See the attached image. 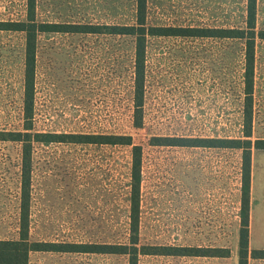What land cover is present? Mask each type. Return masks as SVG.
<instances>
[{"label": "rangeland", "instance_id": "374dc122", "mask_svg": "<svg viewBox=\"0 0 264 264\" xmlns=\"http://www.w3.org/2000/svg\"><path fill=\"white\" fill-rule=\"evenodd\" d=\"M26 0H0V22L25 21ZM36 22L133 25L135 0H35ZM246 0H146L147 26L241 28ZM255 30L264 33V0ZM264 37V36H263ZM142 126L132 107L129 36L41 33L35 45L33 131L125 135L141 147V246L217 249L226 257L140 256L138 264H237L242 152L154 146L152 138L239 139L243 44L223 38L148 37ZM24 34L0 31V130L22 125ZM251 154L264 141V38H256ZM260 174L264 153L259 154ZM130 147L34 144L29 239L125 243ZM21 150L0 142V239L18 238ZM264 188V176L261 178ZM264 197V192H263ZM264 245L250 238L248 254ZM220 249V250H219ZM28 264H127L124 256L33 252ZM247 264H264L248 257Z\"/></svg>", "mask_w": 264, "mask_h": 264}, {"label": "trees", "instance_id": "16d2710c", "mask_svg": "<svg viewBox=\"0 0 264 264\" xmlns=\"http://www.w3.org/2000/svg\"><path fill=\"white\" fill-rule=\"evenodd\" d=\"M256 2L246 0L244 26L241 28H198L147 26L146 0H135V23L133 25H90V24H50L36 22L35 0H26L25 21L0 22V31L24 34L23 59V105L22 125L19 130H0V142L17 143L21 150L20 197L18 216V238L0 239V264H28L33 252L83 253L124 256L127 264H138L140 256H181V257H226L224 251L189 247L141 246L139 240V195L141 178V147L125 135L64 134L33 131V96L35 45L41 33H70L100 35L106 32L112 36H129L134 42L133 82H132V126H142V100L145 82V52L148 37L182 38H223L240 40L243 44V95L244 118L242 137L239 139H184L152 138L154 146H182L238 149L242 152L241 199L239 211L238 261L247 264L248 257L264 259V250H253L248 254L249 205L251 181V113L252 74L256 38H264L263 32L255 30ZM70 143L77 145H109L130 147L131 162L128 184V224L125 243L117 244H72L36 242L29 239L30 208V167L34 144ZM254 148L264 150V141H255ZM220 250V249H219Z\"/></svg>", "mask_w": 264, "mask_h": 264}, {"label": "crops", "instance_id": "0c3cea01", "mask_svg": "<svg viewBox=\"0 0 264 264\" xmlns=\"http://www.w3.org/2000/svg\"><path fill=\"white\" fill-rule=\"evenodd\" d=\"M264 150H257L256 153L251 154V181H250V205H249V231L250 238L264 236V188H261V178L264 176V167L262 176L259 167V153ZM257 248H264L263 244ZM264 250V249H257Z\"/></svg>", "mask_w": 264, "mask_h": 264}]
</instances>
